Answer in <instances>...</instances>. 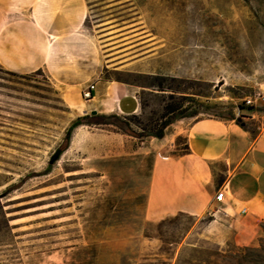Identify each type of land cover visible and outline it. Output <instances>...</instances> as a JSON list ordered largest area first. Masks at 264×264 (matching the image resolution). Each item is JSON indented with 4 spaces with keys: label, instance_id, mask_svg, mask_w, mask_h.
Returning <instances> with one entry per match:
<instances>
[{
    "label": "rangeland",
    "instance_id": "obj_1",
    "mask_svg": "<svg viewBox=\"0 0 264 264\" xmlns=\"http://www.w3.org/2000/svg\"><path fill=\"white\" fill-rule=\"evenodd\" d=\"M86 3L82 52L89 64L81 75L120 79L136 93L144 104L136 113L138 132L162 114L167 95L151 85L158 82L153 75H160L176 95L188 96V112H203L179 119V125L233 114L250 138L261 133L264 110L247 106L246 98L264 90V0ZM116 34L152 48L138 55L151 54L137 70L115 69L108 43ZM67 69L80 75L76 66ZM58 86L43 71L0 66V194H6L1 202L16 226L14 239L0 237L8 243L0 246V264H197L212 260L216 251L241 249H252L249 256L264 264V220L246 224L220 204L202 217L146 218L151 137L82 125L58 156L72 122L85 115L77 108L88 101L69 99ZM185 142L178 136L176 150L183 151Z\"/></svg>",
    "mask_w": 264,
    "mask_h": 264
},
{
    "label": "crops",
    "instance_id": "obj_2",
    "mask_svg": "<svg viewBox=\"0 0 264 264\" xmlns=\"http://www.w3.org/2000/svg\"><path fill=\"white\" fill-rule=\"evenodd\" d=\"M86 19V0H0V66L19 73L43 71L57 86L76 81L71 89L58 86L74 100L83 98V90L95 83L93 98L80 105L84 110L78 109L83 114L138 113L139 97L123 82L98 73L91 80L81 75L89 64L82 52ZM119 35L111 36L108 43L111 60L119 65L115 69L136 65L137 70V64L151 54L138 55L152 48ZM69 66L78 67L80 75L68 71ZM179 122L168 126L164 137L146 142L154 152L146 218L155 221L180 212L202 217L220 204L246 224L264 220V128L250 138V132L233 120L204 118L187 126ZM180 135L190 148L187 152L176 150ZM219 189H224L225 197L218 203ZM221 225L226 227L224 222Z\"/></svg>",
    "mask_w": 264,
    "mask_h": 264
},
{
    "label": "trees",
    "instance_id": "obj_3",
    "mask_svg": "<svg viewBox=\"0 0 264 264\" xmlns=\"http://www.w3.org/2000/svg\"><path fill=\"white\" fill-rule=\"evenodd\" d=\"M153 78L157 80V84H151L157 88L160 92L164 93L165 96L163 98L164 105L162 107V114L160 115L158 120H153L150 118L148 123L142 124L141 132H138L134 125L137 124L135 119L138 118V114L131 115H119L117 113L112 114H85L82 116H78L73 122L71 127L69 128L66 134L67 143L64 146H60L58 148V156H60L64 151H66L69 147L71 134L74 128L82 126V125H112L117 127L123 133L137 137V138H148V137H157L162 138L165 135V131L168 126L174 123L176 120L185 118V117H198L202 114V111L195 110L193 112H188L191 108L185 105V101L188 96H185L183 91L179 92V95H176V91L171 87L165 84L167 77L160 75H153ZM120 81V79H118ZM140 104L142 110L144 109V104L140 99ZM204 103H200V106H204ZM218 119L225 120H235V116L233 114H228L224 116H217ZM204 118H197V120H201ZM189 146L186 145L182 152H187L189 150ZM5 193L0 194V219L5 222V225L0 226V237L3 235H9L13 239L16 234L13 233L14 225L10 224L11 218L7 217V212L4 209V206L1 202V199ZM185 214L184 212L178 213V215ZM8 243H2L1 245H7ZM253 251L252 249H241L240 251L234 253H226L221 251H216L213 255L212 260H200L197 264H257L254 258L249 256V252ZM187 263H190L187 261Z\"/></svg>",
    "mask_w": 264,
    "mask_h": 264
},
{
    "label": "built area",
    "instance_id": "obj_4",
    "mask_svg": "<svg viewBox=\"0 0 264 264\" xmlns=\"http://www.w3.org/2000/svg\"><path fill=\"white\" fill-rule=\"evenodd\" d=\"M95 89H96V84L95 83L89 84L83 90V93H82L83 98L85 100L92 99L93 98V91ZM262 101H264V90L258 92L254 97L251 96L249 98H246V105L249 106V107H253V108L258 109L259 107H261L263 105ZM224 197H225L224 189L217 190L216 195H215V201L218 202V203L222 202L224 200ZM246 212H247V210L244 209L243 213H246Z\"/></svg>",
    "mask_w": 264,
    "mask_h": 264
},
{
    "label": "bare ground",
    "instance_id": "obj_5",
    "mask_svg": "<svg viewBox=\"0 0 264 264\" xmlns=\"http://www.w3.org/2000/svg\"><path fill=\"white\" fill-rule=\"evenodd\" d=\"M77 109H79V110H84L85 107H84V106H81V107H78Z\"/></svg>",
    "mask_w": 264,
    "mask_h": 264
},
{
    "label": "water",
    "instance_id": "obj_6",
    "mask_svg": "<svg viewBox=\"0 0 264 264\" xmlns=\"http://www.w3.org/2000/svg\"><path fill=\"white\" fill-rule=\"evenodd\" d=\"M92 113H93V114H96V111H93Z\"/></svg>",
    "mask_w": 264,
    "mask_h": 264
}]
</instances>
